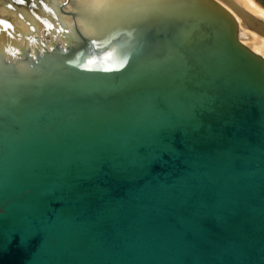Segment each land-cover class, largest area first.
Masks as SVG:
<instances>
[{
	"label": "water",
	"instance_id": "95a60500",
	"mask_svg": "<svg viewBox=\"0 0 264 264\" xmlns=\"http://www.w3.org/2000/svg\"><path fill=\"white\" fill-rule=\"evenodd\" d=\"M176 8L0 73V264H264V58Z\"/></svg>",
	"mask_w": 264,
	"mask_h": 264
},
{
	"label": "bare ground",
	"instance_id": "6f19581e",
	"mask_svg": "<svg viewBox=\"0 0 264 264\" xmlns=\"http://www.w3.org/2000/svg\"><path fill=\"white\" fill-rule=\"evenodd\" d=\"M182 3L227 10L240 41L264 58V0H0V73L13 67L23 75L38 74L35 61L63 56L65 46L56 55L48 49L51 42L59 46L67 40L58 19L70 38H89L108 48L114 36L161 19Z\"/></svg>",
	"mask_w": 264,
	"mask_h": 264
}]
</instances>
